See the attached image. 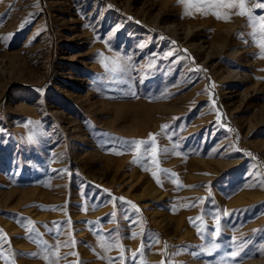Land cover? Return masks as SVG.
I'll return each instance as SVG.
<instances>
[{
  "label": "rangeland",
  "instance_id": "1",
  "mask_svg": "<svg viewBox=\"0 0 264 264\" xmlns=\"http://www.w3.org/2000/svg\"><path fill=\"white\" fill-rule=\"evenodd\" d=\"M257 3L254 40L237 8L0 0V264H264ZM184 17L205 46L226 28L206 66L166 31Z\"/></svg>",
  "mask_w": 264,
  "mask_h": 264
},
{
  "label": "bare ground",
  "instance_id": "2",
  "mask_svg": "<svg viewBox=\"0 0 264 264\" xmlns=\"http://www.w3.org/2000/svg\"><path fill=\"white\" fill-rule=\"evenodd\" d=\"M163 7H169L168 3L165 2ZM159 12H161V11H159ZM159 18H160L159 15L156 16L154 21H156L157 23H161V20ZM194 20L195 19L192 17H184L183 19H181V22L179 21L180 23H171V24H173L172 27L170 24V26L166 27V29H167L166 31L170 35H174L175 37L182 39L186 43V45L191 48L193 53H195L197 55H201L202 64L206 66L207 62L210 61L216 55V53L214 52V50H212V48H214L215 50L223 51L224 45H225V43H227L228 39H226L225 38L226 36L221 34V33H223V31H225L226 28L221 29L219 34L218 33L213 34L214 36L209 40L211 43V45H210L211 47L209 45L205 46L204 41L196 36L197 35L196 34L197 31L195 30L196 29V22H194ZM164 22H168V21H164ZM212 44H214V45H212ZM233 75H234V73H232V70L229 69V66L224 65V68L221 71V76L223 78H229ZM36 79H37V77H36ZM252 81L256 83V81H254V80H252ZM232 85L238 86L240 84H238V85L232 84ZM253 88H254L253 93H251L249 88H245L243 91H241V93L239 94L240 95L239 100L241 102L247 101L249 98L253 97L254 93L257 90L256 87H253ZM74 100H78V99L77 98L75 99V97H74ZM84 100H86V99H79V101H84ZM159 105H160V108H162V110L167 107V104H159ZM248 119H249L248 120V126H247L248 131H250L251 129H259L260 125H264L263 124L264 123V105L262 104L258 108L256 107L254 109L252 115L250 117H248ZM221 135H222V133H221ZM258 144L264 145V139H261L260 141H258ZM152 191L156 194L158 189L152 188ZM155 196H160V194L158 193ZM181 221H182L181 218L180 219L179 218L178 219L173 218L172 222H175V224L178 228L180 225H182ZM139 251H140V249H139ZM146 255H147L148 260L150 262L149 264H156V262L159 258V255H158L157 250L155 249V245H153V246L150 245V248H148V250L146 251ZM250 259H252V258H250ZM252 260H254V259H252ZM253 263H251V260H250V261H247L243 264H253Z\"/></svg>",
  "mask_w": 264,
  "mask_h": 264
},
{
  "label": "snow or ice",
  "instance_id": "3",
  "mask_svg": "<svg viewBox=\"0 0 264 264\" xmlns=\"http://www.w3.org/2000/svg\"><path fill=\"white\" fill-rule=\"evenodd\" d=\"M179 3H184L185 5V15H191L190 8H196L197 10L204 11V14H212L215 15L217 19H227L228 17L224 14H222L220 11H217V9L221 8H237L238 15L240 16H248L249 20L252 21V27L254 29L253 33L251 34L253 36V39H256V28L257 24L253 20V16L251 13V10L246 7L247 3H250L251 0H178ZM257 6L264 8V0H258ZM259 32L261 35V38L256 41L258 47L261 49L262 55H264V17L260 18V24H259ZM107 67V65H106ZM163 128H167V125L162 126ZM133 145H135V148L137 151L140 150L141 145H145L144 152L147 153L149 149H151V152L153 154V160H155L156 156V148H155V136L154 134H150V142L149 141H133ZM120 154V153H117ZM135 162V161H134ZM156 173H153V176L155 177ZM157 183H160L159 180H157ZM122 199V198H121ZM131 203V202H129ZM135 207V205H133ZM70 223V221H69ZM218 223V222H217ZM6 237L0 235V242H2ZM74 243V241H73ZM32 255H36L33 253Z\"/></svg>",
  "mask_w": 264,
  "mask_h": 264
}]
</instances>
